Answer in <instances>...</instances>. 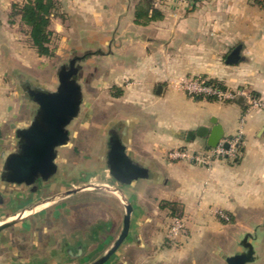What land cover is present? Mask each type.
I'll list each match as a JSON object with an SVG mask.
<instances>
[{
	"label": "crops",
	"instance_id": "crops-1",
	"mask_svg": "<svg viewBox=\"0 0 264 264\" xmlns=\"http://www.w3.org/2000/svg\"><path fill=\"white\" fill-rule=\"evenodd\" d=\"M23 1L0 0V165L4 154L15 149L16 130L31 121L36 109L24 96V75L15 64L39 56L30 46L19 45L21 36L15 29L19 21L9 22L11 5ZM56 1L59 15L52 17L51 29L57 35L64 29L73 35L72 42L83 44L70 52L101 51L83 64L86 118L95 106L101 126L118 124L127 152L150 172V178L122 190L133 207L129 240L138 243L152 224L148 222L153 213L173 220L169 211L159 208L161 201H169L182 209L179 219L188 237L181 251L215 242L219 249L236 251L249 233L255 236L253 264H264V111L250 108L241 96L224 101L191 96L179 86L196 78L264 99L261 0H161L154 6L163 17L147 25L136 23L134 0ZM213 119L223 138L241 135L236 160L214 159L202 166L168 157L175 149L190 153L207 149V136L196 132L201 127L209 131ZM103 165L88 177L113 185ZM49 184L32 193L0 182V224L37 208L0 234V242L7 240L9 249L21 245V240L10 242L13 236L30 238L24 253L16 250L8 260L88 264L119 234L122 201L106 190L57 197L67 185L57 179ZM47 199L51 201L41 205ZM155 225L159 228V223ZM150 235L155 243L160 230Z\"/></svg>",
	"mask_w": 264,
	"mask_h": 264
},
{
	"label": "water",
	"instance_id": "water-1",
	"mask_svg": "<svg viewBox=\"0 0 264 264\" xmlns=\"http://www.w3.org/2000/svg\"><path fill=\"white\" fill-rule=\"evenodd\" d=\"M100 54L101 51L98 50L70 52L68 62L60 65L57 70L54 89L42 87L28 80L22 83L24 96L36 109L31 121L16 130L15 149L6 152L3 156L0 180L4 184L22 186L36 193L56 180L59 149L69 144L70 127L82 111L81 80L85 70L83 64L92 56ZM160 89L159 87L158 90ZM211 122L213 126L209 131L201 127L196 132L199 137L207 136L208 147L216 146L223 138L221 126L215 119ZM118 127V124H112L105 131L106 151L103 167L106 177L113 182V185L91 182L88 177L78 183L71 181L67 186L68 190L57 196L64 197L84 190H106L122 201L124 215L119 234L106 250L88 264H109L116 258L121 247L130 241L133 207L124 197L122 190L138 179L150 178L149 170L134 161L127 152ZM49 201L51 200H44L41 205ZM18 215L20 218L22 212ZM16 220L17 218L1 223L0 231L14 224ZM254 239L253 234H245L240 241L239 250H227L229 253L223 258L224 264H253L257 260ZM78 252L80 253L81 250L79 249Z\"/></svg>",
	"mask_w": 264,
	"mask_h": 264
},
{
	"label": "rangeland",
	"instance_id": "rangeland-1",
	"mask_svg": "<svg viewBox=\"0 0 264 264\" xmlns=\"http://www.w3.org/2000/svg\"><path fill=\"white\" fill-rule=\"evenodd\" d=\"M160 1L161 0H154V4H159ZM134 2L136 6H138L139 2H145V0H134ZM15 29L18 35L21 36V40L18 42L19 45L28 49L30 44L28 43L25 28L18 25ZM73 38V35L63 29L52 43V48L54 49L53 56L39 58L35 56L30 58L27 56L24 62L20 61L22 63L15 64L17 70L21 69L19 71L24 75L23 80L34 81V83L36 82V84L42 87L54 89L57 81V70L60 65L68 62L70 58V48L76 47L80 50V47H83L81 43L72 42L71 40H73ZM183 81L179 83L181 88H183ZM114 90L116 92L117 89L114 88ZM89 112L90 115L86 118V110L85 107H83L79 117L73 122L71 127L69 126L71 129V137L69 144L65 147L67 153H64L65 148L59 149V167L55 178L61 181L62 185L69 186L71 181L78 183L86 180L91 173H94L93 169L95 167H101V164L103 165L105 160V127L109 128V124L106 123L105 126H101V120L96 117L97 108L95 106L90 108ZM1 167L2 163L0 165V172ZM0 182L2 181L0 180ZM48 186H50V184ZM47 190L50 191L48 188ZM153 216L154 219L148 222L152 224L142 236H139L138 243L133 241L125 243L119 250L116 258L109 264H224L223 258L229 252L219 249L217 242L214 244L209 243L208 247L205 246V244H200L198 249L193 251H181L184 249V239L188 237L185 233V227L177 236L170 238L168 236V230L173 220L167 218L164 213L159 215V213L156 212L153 213ZM156 223H159V228H156V225L154 226ZM155 229L160 230V237L159 240L153 243L151 240L153 236L150 234L154 232ZM22 239H17L16 236H13V241L10 242L21 240V245L19 247L25 249L28 246L27 244L30 243V238ZM8 244L9 242L7 241V244L5 243V245L2 246L0 242V264L16 263V261L12 263L10 261L11 259L8 260L9 255L13 256L11 248H6ZM214 248H216V250ZM21 252L24 253L22 250Z\"/></svg>",
	"mask_w": 264,
	"mask_h": 264
},
{
	"label": "trees",
	"instance_id": "trees-1",
	"mask_svg": "<svg viewBox=\"0 0 264 264\" xmlns=\"http://www.w3.org/2000/svg\"><path fill=\"white\" fill-rule=\"evenodd\" d=\"M260 2L264 6V0ZM58 12L59 4L56 0H26L11 5L9 22L13 24L15 21H19L27 32L28 43L39 57H51L54 54L52 43L58 36L51 29V19L59 15ZM162 17V12L154 6V0L139 2L136 7L137 24L147 25ZM208 83L222 89L216 82L209 81ZM159 208L169 211L171 217L180 218L182 215L181 206L174 202L161 201Z\"/></svg>",
	"mask_w": 264,
	"mask_h": 264
},
{
	"label": "built area",
	"instance_id": "built-area-1",
	"mask_svg": "<svg viewBox=\"0 0 264 264\" xmlns=\"http://www.w3.org/2000/svg\"><path fill=\"white\" fill-rule=\"evenodd\" d=\"M182 87L191 96H206L214 97L218 100H232L237 96H241L246 99L250 108L255 110L264 111V99L257 98L251 94H245L244 92H228L226 90L216 88L209 84L205 80L189 79L182 82ZM242 144V138L240 134L232 138H223L214 147H208L207 149L198 152L190 153L187 150L175 149L168 152L170 159H182L192 163L206 166L214 159L221 160H236L240 154V148ZM221 218L228 220L226 216L220 214ZM184 229V224L181 219L173 218L171 227L168 230V236L170 238L177 236Z\"/></svg>",
	"mask_w": 264,
	"mask_h": 264
},
{
	"label": "flooded vegetation",
	"instance_id": "flooded-vegetation-1",
	"mask_svg": "<svg viewBox=\"0 0 264 264\" xmlns=\"http://www.w3.org/2000/svg\"><path fill=\"white\" fill-rule=\"evenodd\" d=\"M16 223V222H15ZM14 223V224H15ZM14 224H12V225H10L9 227H7V228H5V229H3V230H1L0 231V234L1 233H3L4 231H6V230H8L9 228H11ZM4 243L2 244V242H1V245L3 246V245H5V243L7 244V240H4L3 241ZM10 247H11V250L14 252V251H21L22 249L19 247V246H17V245H15V246H12V245H10ZM6 248L8 249V247L6 246Z\"/></svg>",
	"mask_w": 264,
	"mask_h": 264
},
{
	"label": "bare ground",
	"instance_id": "bare-ground-1",
	"mask_svg": "<svg viewBox=\"0 0 264 264\" xmlns=\"http://www.w3.org/2000/svg\"><path fill=\"white\" fill-rule=\"evenodd\" d=\"M37 208H34V209H31V210H26V211H24V212H22V216H26V215H29L33 210H36ZM16 217H19V215H17ZM16 217H14V218H12V219H10V220H14ZM9 220V221H10ZM8 221V222H9Z\"/></svg>",
	"mask_w": 264,
	"mask_h": 264
}]
</instances>
